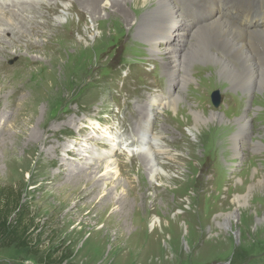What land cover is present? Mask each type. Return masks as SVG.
<instances>
[{"label": "rangeland", "instance_id": "obj_1", "mask_svg": "<svg viewBox=\"0 0 264 264\" xmlns=\"http://www.w3.org/2000/svg\"><path fill=\"white\" fill-rule=\"evenodd\" d=\"M31 2L14 13L35 32L36 25L47 31L48 23L61 24L57 39L65 60L44 88L28 76L11 81L22 87L17 102L36 109L30 122L16 103L5 111L14 98L0 90V189L13 190L33 218L38 243L66 249L75 264H264V90L246 97L209 69L194 40L190 65L174 83L124 14L95 19L72 8V0L67 6ZM158 3L147 0L149 7ZM48 32L25 33L42 43ZM169 42L186 54L191 40L173 35ZM9 51L16 54L5 59L11 69L25 51L12 45ZM31 57L43 60L39 53ZM215 90L221 91L218 106ZM169 91L170 108L153 109L152 100L165 102ZM196 110L204 122L196 121ZM214 112L220 117L212 120ZM244 121L250 134L235 155L231 138ZM147 128L165 153L129 150ZM153 166L163 175L152 179ZM236 209L232 226H221ZM30 253L0 242V264H53Z\"/></svg>", "mask_w": 264, "mask_h": 264}, {"label": "bare ground", "instance_id": "obj_2", "mask_svg": "<svg viewBox=\"0 0 264 264\" xmlns=\"http://www.w3.org/2000/svg\"><path fill=\"white\" fill-rule=\"evenodd\" d=\"M44 1L45 0H0V12H3V14L0 15V33H4L12 38L11 40H7L5 38L1 39L3 37L0 36V57L3 58H0V90L3 91L5 96L9 95L8 92L11 90L10 96L14 98V102L11 101L13 104L9 103L4 109L9 112L16 103L20 113L24 115L29 114V117L25 118L27 122H30L33 118L31 115L36 112V109L34 106L32 108H25L24 104L26 102L20 104L17 102V96L19 95L18 91H20L22 87L20 88V86H17L19 89L17 91L16 84H12L11 81L21 79L26 82L28 76L32 77L31 79L34 82H40L42 88H44L46 87L48 80H56L58 72H56V66L62 63V58L64 59V54H62L63 48L61 49L57 36L59 33L63 32L61 30L62 25L58 23L55 25L48 23V26L46 24V28L49 29L47 31L41 29V26L39 27L36 25L38 31L36 30L35 32L31 27L27 28L25 26L26 21L23 19L25 16L21 15L20 18L17 17L18 15L17 13H14V10H25L28 2H31L32 4L42 2L43 4ZM65 1L66 0H63V4L64 6H67ZM72 1L74 2L72 8L80 6L87 10L95 19L100 18L101 16L97 15H100L103 12L107 17L124 14V20L129 25L130 29L136 28L140 40L142 39L146 42L149 45L151 54L156 57V59H160L163 62V65L166 68V73L174 83L180 81L178 77L182 76L180 75L182 74L181 71H185L190 65V55H192L190 47L194 40L196 43V53L201 56L203 60L209 62V69L225 75L234 86L245 92L244 95L246 97L250 96L252 91L264 90V16L259 18L256 15L257 10L245 14L244 20L255 18V25L254 27H251L249 22L244 23V26L233 22L231 18L227 16L233 15V12L228 10V13H226V11L223 10L225 4L222 3L221 0H157L159 3L154 7H149L147 0ZM259 3L260 0H253L249 2L248 5L254 8ZM50 4L52 5L53 3ZM52 6L56 8V4ZM207 8H210L211 10L208 11ZM238 12L239 11H236V13ZM8 14H11V16L6 18L5 16ZM193 16L196 17V21L194 24L192 23L193 25H190V22H192L190 19H193ZM48 17L49 15L47 18ZM59 19H62L61 15ZM133 20L135 21L134 23L132 22ZM22 28L27 29L23 31ZM26 31H30L38 36H44L46 32H49L46 36L47 40L41 43L33 41L28 37V34L25 33ZM185 32L188 33V39L184 36ZM173 35L183 37L184 41L189 42V40H191L190 45L186 49V54L181 51L182 46H175L169 42V39ZM25 37L28 38L25 39ZM24 39L25 41H23ZM11 45L17 48L16 52L24 50L25 53L22 54V52H19L22 56L19 58V65L10 69L7 67L5 59L16 55L10 53L9 49L11 48ZM215 48L219 53L215 52ZM51 52L53 54H51ZM66 52H68L67 49ZM33 53L42 54L43 60L31 57V54ZM57 53H60L61 55L57 57ZM172 64L175 67L174 70L169 69ZM8 80L11 84L7 85L3 83V81L8 82ZM1 82L4 85H2ZM27 87V84H25L23 89H28ZM174 101L173 93L169 91V95L166 97L165 102L154 99L152 100V106L153 109L157 111L158 109H161L162 104H165L170 108ZM194 114L196 121H205L201 111L196 110L194 111ZM217 117H220L219 113L214 112L211 114L212 120ZM245 122L246 121L243 123L237 122L236 129L238 131L231 138L232 150L235 155H240L241 147L243 146L242 142L250 134L248 126L244 125ZM148 130L149 128L144 130L140 137L141 139H138V141L133 144V146L137 148L129 150L133 153L136 152L137 154L142 151H147V153H165L166 150L159 144L158 135L155 136L149 134ZM36 135H38V132L34 130L31 134L33 140L37 138ZM4 138L7 140L6 135ZM151 143H153L155 148ZM156 149L157 151H155ZM159 170L160 169L156 166L155 168L153 166V169L151 167L150 176L152 179L157 177V172H159ZM159 173L160 175L162 174L161 172ZM89 175L90 174L84 176L78 175V177H88ZM140 182H142V195H146L148 184L146 185L143 183V179L141 178ZM237 215L238 209L232 214L229 213L225 215L223 219L224 222L219 221V224L224 227H231V218H236Z\"/></svg>", "mask_w": 264, "mask_h": 264}, {"label": "trees", "instance_id": "obj_3", "mask_svg": "<svg viewBox=\"0 0 264 264\" xmlns=\"http://www.w3.org/2000/svg\"><path fill=\"white\" fill-rule=\"evenodd\" d=\"M19 200L15 199L13 190L0 189V242L10 248L18 245L30 251L39 262L50 261L53 264H75L73 254L60 248L52 250L38 243L31 231L33 218L27 215ZM46 259V260H44ZM43 262V263H44Z\"/></svg>", "mask_w": 264, "mask_h": 264}, {"label": "water", "instance_id": "obj_4", "mask_svg": "<svg viewBox=\"0 0 264 264\" xmlns=\"http://www.w3.org/2000/svg\"><path fill=\"white\" fill-rule=\"evenodd\" d=\"M212 100L213 103L218 106L221 102V92L219 90H215L212 92Z\"/></svg>", "mask_w": 264, "mask_h": 264}]
</instances>
